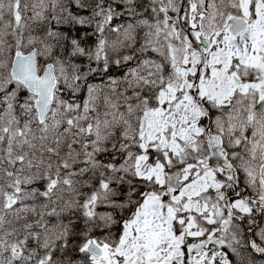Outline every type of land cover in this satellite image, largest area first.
I'll use <instances>...</instances> for the list:
<instances>
[{
	"label": "snow or ice",
	"instance_id": "6c2138e0",
	"mask_svg": "<svg viewBox=\"0 0 264 264\" xmlns=\"http://www.w3.org/2000/svg\"><path fill=\"white\" fill-rule=\"evenodd\" d=\"M0 264H264V0H0Z\"/></svg>",
	"mask_w": 264,
	"mask_h": 264
}]
</instances>
